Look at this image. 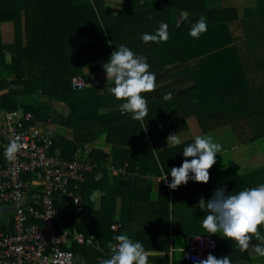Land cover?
<instances>
[{
	"label": "trees",
	"instance_id": "obj_1",
	"mask_svg": "<svg viewBox=\"0 0 264 264\" xmlns=\"http://www.w3.org/2000/svg\"><path fill=\"white\" fill-rule=\"evenodd\" d=\"M21 10L25 16V43L8 50L11 60L4 67L13 76L10 84L0 79V109L18 108L15 95L58 98L66 113L57 114V123L70 129L71 137L50 133L51 148L71 158L75 148L104 131L112 153L90 149L91 167L78 188L82 212L75 229L95 235L97 247L73 245L71 250L85 264H100L108 259L109 244L115 243L113 237L127 234L143 245L151 264H197L169 256V248L175 246L177 235L179 244H183L188 236L207 234L202 228L207 212L199 208L200 198L210 200L218 188L227 195L264 184V164L243 169L216 185L190 179L177 190L167 187L170 169L181 166L183 148L194 142V135L210 134L215 140L227 136L231 138L227 147L264 135V14L241 20L244 35L234 41L225 23L236 20L235 8H222L216 21L215 9L203 13L197 0H121L116 14L105 9L103 0H0V19L15 21ZM180 10L186 15L178 21ZM201 16L210 24L198 39L193 38L190 28ZM33 19L39 24L34 25ZM161 22L168 25L169 39L144 43L142 35L154 34ZM74 43H86L97 55H104L109 46L113 52L124 45L137 56L146 57L149 71L160 70V77L155 74V90L142 96L149 106L162 105L150 109L143 121L133 120L130 114H97L98 108L124 101L116 100L108 91L114 86L112 82L80 90L69 88L68 80L75 73L63 68L70 65L66 47ZM168 94L171 98L165 100ZM19 107L39 120L48 116L46 110L30 104ZM159 113L166 120L167 131L179 135L180 145L167 147L170 134L155 139L149 132L150 141L144 135L135 136L142 131L141 123ZM188 120L192 129L186 125ZM109 158L112 169H123L113 180L104 165ZM168 172V180L157 187L156 199H151V186L145 176ZM94 198L99 200L97 206ZM116 198L120 200L118 219H114ZM114 221L119 227L111 230ZM72 223L64 215L57 226L66 231ZM259 231L264 235V225ZM215 240L213 255L217 258L228 255L231 264L250 261L251 248L241 252L233 241ZM257 243L253 238L252 244ZM260 262L264 264V257Z\"/></svg>",
	"mask_w": 264,
	"mask_h": 264
},
{
	"label": "built area",
	"instance_id": "obj_2",
	"mask_svg": "<svg viewBox=\"0 0 264 264\" xmlns=\"http://www.w3.org/2000/svg\"><path fill=\"white\" fill-rule=\"evenodd\" d=\"M91 76L72 75L68 86L73 90L88 87ZM27 110L0 109V264H85L73 245L97 247L95 235L75 229L82 212L78 188L90 170L88 158L62 157L52 149L45 124ZM20 137L26 145L15 160L8 161L4 151L9 142ZM88 148L86 152H89ZM64 215L73 223L66 231L57 222ZM119 222L110 224L116 230ZM210 234H195L183 244L171 246L169 254L185 262L197 263L214 253L216 240ZM111 257V249L109 248ZM175 256V255H174Z\"/></svg>",
	"mask_w": 264,
	"mask_h": 264
},
{
	"label": "clouds",
	"instance_id": "obj_3",
	"mask_svg": "<svg viewBox=\"0 0 264 264\" xmlns=\"http://www.w3.org/2000/svg\"><path fill=\"white\" fill-rule=\"evenodd\" d=\"M206 31V20L201 16L192 24L189 35L198 39ZM168 39V25L163 22L154 34L142 35L144 43H161ZM102 67L107 82L114 84L108 91L116 100L124 101L120 104L121 114H130L133 120L143 121L148 108L142 93H151L156 87V77L149 71L147 58L139 57L128 47L121 45L111 53L109 61ZM170 98L171 94L164 97L165 100ZM166 143L167 147L177 146L181 144V139L177 133H173L166 138ZM25 147L20 142V137H17L6 146L4 156L11 162ZM221 151L222 146L214 142L210 134L196 136L194 142L183 148L185 159L181 166L170 169L171 182L167 183V187L177 190L190 179L207 184L210 180L209 170L216 164V157ZM161 171L163 172V168ZM168 174L169 172L164 173L160 182H166ZM198 206L207 212L202 219V228L209 236L222 233L221 237L235 242L241 252L251 248L255 255L264 257V235L259 231V227L264 225V184L227 195L223 188H218L214 190L210 200L205 201L201 197ZM253 238L260 243L252 244ZM113 240L115 243L109 244L111 257L101 260L100 264H148L149 254L140 242H134L127 234L116 235ZM197 264H231V260L228 255L217 258L209 254Z\"/></svg>",
	"mask_w": 264,
	"mask_h": 264
},
{
	"label": "crops",
	"instance_id": "obj_4",
	"mask_svg": "<svg viewBox=\"0 0 264 264\" xmlns=\"http://www.w3.org/2000/svg\"><path fill=\"white\" fill-rule=\"evenodd\" d=\"M103 5L105 9L109 11L111 14H116L120 10L121 0H103ZM32 21L34 25L36 24L38 25L40 22L37 19H33ZM24 25H25V16L22 10L19 11L15 21L13 19H0V44L2 46V55L0 54V79H5L8 84L11 83V79L13 75L10 69H6L4 67V64L9 63L11 60L10 52L8 51L10 47L24 45L25 43ZM111 53H112V50L110 46L109 48H107V51L104 55L103 54L97 55L96 50L93 51V49L89 47L86 43L69 44L66 47V56L70 62V65L64 67L63 70L68 69L70 71H73L75 74H85L86 76H91L92 80H91L90 85H103L105 83H110L111 81L107 82L106 73L102 65L108 62L111 56ZM38 72L39 70L37 69V67H35L34 74H37ZM152 73L158 74V77H160V70L156 72H152ZM163 78H165L164 75H163ZM160 80L161 79L159 78L158 82H160ZM14 99H15L17 106L18 104L19 106L30 104V105H33L34 107L40 108L41 106H47L49 104L50 107L52 108L51 110L53 111L60 107V109L58 110L60 112L63 111L65 107L62 101H57L56 99H53V98H46L45 100V98H42V96L39 94L15 95ZM121 103H116V104L98 108L96 110V113L100 115L105 114V113H109V114L121 113L120 112ZM157 105L158 106L147 105L148 111L152 109L153 107L158 108L162 104H160L159 102ZM19 106L18 108H20ZM46 111H50V110L46 109ZM187 122L188 123H186V125L190 129H192L193 127H192L191 121L188 120ZM52 123H53V120L50 119V122L45 124V128L50 133H56L66 138L71 137L70 129L58 124L57 121L53 123V126L57 131L50 129L49 126ZM165 124H166V120L164 118H161L160 113H159L158 116L152 119L149 118L145 124L141 123L142 131L135 134V136L144 135L148 138V141H150L149 139L150 137L149 132H150L153 138L160 139L165 134L166 135L171 134L165 128ZM192 137L195 139L196 135ZM258 138L259 137L251 141H254ZM221 140L223 139L221 138L219 140L214 139V142H218L222 146V151L216 157V164L209 170L210 180L208 183L211 185L219 184L239 174L241 172L240 168H246L245 167L246 165L244 164H247V162L250 161V155L252 156V154H246V153L245 155H242V153L244 152L242 151V148L248 141L243 142V143H235L231 146L225 147L222 145V143H220L222 142ZM88 148L89 149L99 148L103 150L104 152L110 153V145L109 143L105 141V132L100 131L93 141L84 143L83 145L75 148L74 153L76 152V150H79V155H81L82 157L88 158V152H86ZM56 149L58 150V148ZM133 150H134V147H130V151H133ZM227 154H229V157L234 156V158L231 159V161L226 165L218 163L220 162L218 159L222 157L223 155H227ZM104 165L108 169L110 180H113L115 176H119L123 173L122 168L112 169L110 167V158L104 163ZM229 169H232V173L231 171H229ZM163 175L164 174L162 173L161 175L147 174L145 176L146 180L150 183V186H151V190H150L151 199H156L157 187L160 184L166 183L164 181L160 182ZM98 203H99V200L97 198H94L95 206H97ZM119 212H120V200L119 198H116L115 204H114V219H118ZM179 242H180V235H177L174 238L173 245L178 246ZM148 264H151V263L148 262Z\"/></svg>",
	"mask_w": 264,
	"mask_h": 264
},
{
	"label": "rangeland",
	"instance_id": "obj_5",
	"mask_svg": "<svg viewBox=\"0 0 264 264\" xmlns=\"http://www.w3.org/2000/svg\"><path fill=\"white\" fill-rule=\"evenodd\" d=\"M197 1H198L200 9L203 10V13H206L207 11H209L211 9V7H212V9H215L216 14L214 15V18H215L214 20H216V21H219L222 8L228 7V6H232L235 8L236 20L225 23L229 32H230V35L234 41H239L243 38L244 34H243V28H242V21L241 20L248 18V17H254V16L264 14V0H197ZM185 15H186L185 11H183V10L178 11V19L177 20L179 21ZM206 24L208 26L210 24V22L206 21ZM41 96H42V98H45V100H46V98H48L44 95H41ZM53 99H56L57 101H61L58 98H53ZM18 106H19V104H18ZM40 109L50 110V111H47L48 116L45 118L44 121H46L49 118V119L53 120V123H55L57 121V117H56L57 114H59V113L65 114L66 113L65 107H64L63 111H61V112L58 111L60 109V107L53 111V110H51L52 108L50 107L49 104L47 106H41ZM53 123L49 126V128L56 130L53 126ZM223 138L224 139L221 140L222 142H220V143H222V145L226 147L227 144L230 143L229 139H231V138L228 139L227 136H224ZM216 143H218V142H216ZM242 151H244L242 153V155H245V153H246V154H252V156L250 155V161L247 162V164H244V165H246L245 167H247V168H240V171H242L243 169H249L253 166H259L261 164H264V135L259 137L258 139L254 140V141H248L244 145V147L242 148ZM233 158H234V156L229 157V154L223 155L222 157H220L218 159L220 161L218 163L226 165ZM229 171H231V173H232V169H229ZM231 175H233V174H231ZM207 234H209V233H207ZM212 236L215 239L222 238L221 237L222 233H217V234L212 235ZM174 255L177 256V253L174 252ZM249 258H250V261H247V264H261L260 257L255 255V253L253 251H249Z\"/></svg>",
	"mask_w": 264,
	"mask_h": 264
},
{
	"label": "water",
	"instance_id": "obj_6",
	"mask_svg": "<svg viewBox=\"0 0 264 264\" xmlns=\"http://www.w3.org/2000/svg\"><path fill=\"white\" fill-rule=\"evenodd\" d=\"M9 208H6V207H3V206H0V213L4 210H8Z\"/></svg>",
	"mask_w": 264,
	"mask_h": 264
}]
</instances>
